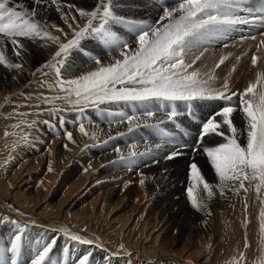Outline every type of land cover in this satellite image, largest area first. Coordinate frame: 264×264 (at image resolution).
<instances>
[{
	"label": "bare ground",
	"instance_id": "bare-ground-1",
	"mask_svg": "<svg viewBox=\"0 0 264 264\" xmlns=\"http://www.w3.org/2000/svg\"><path fill=\"white\" fill-rule=\"evenodd\" d=\"M15 2L25 3L30 9L33 7L32 0H15ZM59 2L62 6V10L69 14V23L72 22L71 24L73 26L76 25L74 24L75 21L73 22L71 18L75 16L76 22L83 24L84 21L79 17L78 12H76L74 8L69 9L67 7L69 4L68 0H59ZM119 2L122 4L121 1ZM164 2L168 3V5H174L177 0H164ZM170 2H172V4H170ZM76 3L91 8L94 7L96 2L95 0H74L75 5ZM128 3L127 1L125 4ZM133 3L141 5V10L135 11L136 18H149L152 21L158 20L159 16L162 15V7L165 5L162 0H159V3H157L156 0H136V2ZM37 11L38 15L36 19L41 25H46L45 31L54 36H59L64 43L72 39V37L69 36L71 30L68 24L61 18L60 12L56 10L55 5L49 3L44 6H37ZM115 11L117 14L123 16H126L128 13L124 8L122 9V7L116 8ZM51 24L58 25L67 36L65 37L61 32L53 31L50 27ZM232 28L226 33L218 35L219 39L223 42L224 39L225 42L252 41V37H255V40H258V37L264 40V34L234 38L231 33ZM118 30L123 37L131 39L123 27H120ZM21 42L28 49V52L23 54V61L17 59L11 52L10 44L6 45L5 53H7L12 62H23V71L18 72L15 69L8 70L0 66V70L5 72L4 78H1V81L10 89V94L12 93V95L15 91L18 92L23 88L26 89L37 75V64H34L32 53L35 54L34 56L37 59L41 60L43 65L45 62L51 61L52 56L58 50V45L53 44L46 38L42 39L40 42H32L21 38ZM41 45L44 46L42 47ZM217 51L218 50H216V52ZM196 54H199V52H196ZM204 54L210 53L205 50ZM94 57H98L102 64L108 65L114 62L115 58L119 57V53L111 52L108 49L104 50L94 41H82L81 49L72 53L71 60L65 67V78H78V76L86 72L96 70L98 65L93 62ZM188 59L190 61L192 57L189 56ZM206 61V59L201 58L196 62V66L198 67V65L203 64L205 68ZM244 68L239 67L234 73H230L228 66H223L220 71L216 70V79L211 82V87L222 90L223 84L225 80H227L230 92L237 94L242 93L250 82L257 79V73L263 72L264 62L260 66H252L249 69ZM34 72L35 75L32 74ZM229 103L238 109L233 113L231 119L238 128L243 129L245 126V119L243 112L239 110L240 105L238 96H234L231 102L226 100H197L193 102L177 101L171 103L154 100L146 102L145 104L114 103V117L119 113H124L125 115L135 113L139 116L145 110H151L156 112V117L152 119H142L146 120L148 124H158L159 126L145 127L142 123L140 127H135L132 132L128 131L127 123H117L115 121L107 125L97 123L96 126H92L94 130L96 129L100 133L106 134V136H113L114 132L116 136H114V146L120 149L118 155L123 154L127 156L131 150H135L139 153H145L150 150L147 155L138 156L135 159V163H138L142 167L144 182L153 198V203L151 204L152 211L145 215L146 217L142 226H155L158 219L157 214L168 220L167 223L180 234L182 250L178 255H175L174 251H170L169 253L168 242L166 243L164 240H161L159 235L154 237V239L151 238L148 240V238H146L143 241H137V247H130L128 242L127 246L129 249L126 251H115L114 248L111 249L109 245L103 242V240H108L115 235H110V229L119 228L122 234H124L125 231L131 227L136 217L142 213L140 206L145 203H141L139 195L134 194V196L127 197L130 183L126 182V180L121 189V195L119 197L115 195L114 198L109 199V202H107V200L108 197L111 196V193L105 190L104 192H100L92 203H88L84 200L82 202L83 206L81 205L82 207L79 206V204L77 205L76 202L72 204V200L75 199L74 196L78 194L77 192L81 190L82 193L84 192L87 194L90 191L87 190V186L95 182L94 176L96 174L109 173L104 175V178H101V180L105 182V186H108L109 183L115 186V181L126 178V172H122L120 165L114 160L115 158L112 159L110 154L106 153L107 149L105 148V150L97 149L95 156L92 157L91 160L89 158L90 161L87 159L86 162L80 164V166H75L71 171V175L74 178L72 190L65 192L61 201L56 203H54V201L49 202L48 200L53 194L52 190H54L55 187L59 188L58 186L61 187L64 185V182L63 185L61 181L58 182V176H53L49 184L47 185L46 183L44 185H47V187H44L43 190L42 187L39 188L38 185H35V181L32 182L26 179H19L20 175L15 179L16 186L12 191L4 187L5 185L0 177V211L2 214L6 212L9 214L10 211L7 206L10 204L15 205L17 209L11 214L20 221L19 226L14 229L0 225V259L5 260L7 264H11L12 253L9 251L11 243L16 235L22 234L21 250L16 257L17 264H31L36 249L52 239L56 240L55 247L50 254L53 264H78V260L89 252L91 253L90 264H156L157 259L162 262L169 259V261L173 260L177 264H221L217 261V259H219L218 252L214 258L208 253V245H215L216 231L224 228L219 218H217L218 212L224 210L228 205V200L236 196V194L226 190L225 195L222 197L219 195V190L215 189L216 194L214 198L210 201H206L207 207L202 211H195L192 208L193 210H188L184 213L181 212L180 214H178L179 209L172 206L173 202H169V196L175 193L177 196L182 197V199H188L186 190L191 183L189 179L190 164L193 162L197 163L201 168L207 181L213 185L218 183V178L215 176L214 170L211 168L206 156L203 155L202 149L205 146H217L219 143L225 141L222 137H205L203 143H201L198 137L202 122L206 121V119L214 113L222 110V108ZM174 107L176 109H174ZM172 110H176L178 116L174 121H169L167 119V113ZM102 111L113 112V107L107 105L102 108ZM91 118L93 120L94 117L91 116ZM120 119L121 117L118 115V119L116 118V120ZM217 119H219V117H217ZM161 120L164 122L159 123ZM133 124L135 125L136 122L134 121ZM155 128H158L159 132L157 134L152 132V129ZM78 135L81 136L82 134ZM165 140L172 141V143H164ZM40 142L46 143V145L50 144L52 151L55 152L52 156L64 159V165L66 167L72 165L70 162L75 159L76 153H78V151L72 153L67 151L65 146L62 145V141L59 137L51 140L44 139ZM156 143H162L163 147L157 149L155 147ZM133 144L136 145L135 149L131 148ZM174 146H182L181 152L183 154L178 155L173 160H166L165 156L174 149ZM67 147L69 149V144ZM38 148L42 147L39 146ZM75 148H77L76 145ZM155 161L159 162L157 163ZM21 183L23 184L20 185ZM92 187L96 188L98 186L94 183ZM99 188L101 187H98V189ZM61 190H65V188L61 187ZM115 192L116 188L114 187V193ZM242 195H245L243 199H245L246 196L248 197L250 209L243 211L244 207H242V214L240 215H242L243 220L237 221L239 220L237 219L235 220L236 222H232L233 224L229 225V227L231 230L234 228L247 229L255 235V233L260 230L261 225L256 217L260 206L264 207V189H262L259 194H257L254 188L248 192L242 190L236 197L242 198ZM134 197L135 203L133 212L130 211L125 217L121 216L122 213L119 216V211L124 207L127 200ZM60 205H63L65 209H67L63 212L61 217L60 214H56L52 211H56ZM113 209L114 218H110L109 214L112 213ZM69 213H72L77 218L76 228L70 226L68 222ZM245 213L248 218L245 217ZM237 215L238 213L236 212V216ZM104 223L108 224V230H106L107 228ZM61 229L66 230L67 234L65 231H61ZM21 230H23L22 233ZM70 234L80 235L85 239L93 240L94 243L90 245L80 244L79 242L71 240ZM197 238H199V240ZM207 239L209 241L208 243H206ZM116 240V238L113 239L112 243H117L118 240ZM234 241L233 237L229 242L230 251L233 247L235 248L233 244L235 243ZM203 242H205L204 245H201ZM218 242H220V239ZM149 250H151V252ZM145 251L148 252V254L146 253L147 255L143 254Z\"/></svg>",
	"mask_w": 264,
	"mask_h": 264
},
{
	"label": "snow or ice",
	"instance_id": "snow-or-ice-1",
	"mask_svg": "<svg viewBox=\"0 0 264 264\" xmlns=\"http://www.w3.org/2000/svg\"><path fill=\"white\" fill-rule=\"evenodd\" d=\"M156 2L159 3V0ZM246 2L247 0H177L174 5L165 3L162 15L155 22L117 14L115 9L121 7L119 0H96L91 10L68 4L67 7L75 8L84 21L83 24L77 23L73 28L69 23V14L62 10L59 0H33L31 9L25 3L15 0H0V66L8 70L23 71V62L15 63L5 56V47L10 44L11 52L23 61V54L28 52V49L21 42V38L32 42H36L37 38H46L57 44L58 50L52 60L45 62L36 71H41L42 68L54 69L60 91L66 95L45 98V101L63 99L70 105L81 106V112L89 105L98 106L105 103L145 104L154 100L171 103L197 100L231 102L234 96H238L239 110L243 112L245 119L243 129L238 128L231 119L233 113L238 110L231 103L201 124L198 137L201 143L205 137H222L225 141L217 146H205L202 149L218 178L217 184L213 185L206 180L197 163L190 164L191 183L186 190L187 198L194 209L202 211L207 207L206 201L214 198L215 189L219 190L222 197L226 190L239 194L240 190L248 192L254 188L259 194L264 189V72H258L257 79L250 82L242 93L237 94L230 92L227 80L222 90L211 87V82L216 79L215 69H219L227 57H221L211 72H202L194 67L204 55V51L200 49L209 38L224 34L234 26L251 22L249 18L238 14L244 11L241 5ZM49 3L56 6L61 18L72 29V39L67 43L62 42L59 36L45 31L46 25H41L36 19L37 6ZM258 11L264 12V0H261ZM71 18L76 20L75 16ZM52 27L64 34L63 29L55 24ZM120 27L126 30L131 39H125L120 34ZM85 40L95 41L111 52H118L119 57L108 65L102 64L98 57H94L93 62L98 65L96 70L75 79L64 80L61 70L64 68L67 53L70 49H81V42ZM260 44L264 45V40H261ZM196 51H199V54H196ZM189 56L192 57L190 61ZM257 60L256 56H252L253 66L257 65ZM32 74L35 75V72ZM118 115L121 119L117 123H127L129 132L135 127H140L142 123L145 127L159 126L148 124L142 119L156 117V112L151 110H145L139 116L135 113ZM177 116L178 112L175 110L167 113L169 121H174ZM79 131L85 136L88 135L83 122L79 125ZM7 135L8 133H5V136ZM66 136L72 141L71 132H67ZM92 138H95V134ZM22 139L27 141L28 137L23 136ZM164 143L172 141L165 140ZM155 147L160 149L163 144L156 143ZM181 147L174 146L165 159L173 160L183 154ZM131 148L135 149L136 145H131ZM116 151L120 153L119 148ZM148 151L139 153L131 150L127 156L120 154L119 162L126 163L130 168L138 156L147 155ZM140 183L143 184L144 180ZM245 207L247 208V203ZM260 218V231L264 239V209L260 212ZM61 231L66 232L64 229ZM70 239L80 244L94 243L93 240L77 234H70ZM21 241L22 234L16 235L11 243V264H17L16 257L21 250ZM55 244L56 240L52 239L38 247L31 264H53L50 254ZM249 246L245 237V249ZM120 248L123 250V245ZM90 256V252L83 255L78 264H90ZM245 260V253L241 252L239 257L233 258L229 264H242ZM0 264L7 262L0 259Z\"/></svg>",
	"mask_w": 264,
	"mask_h": 264
},
{
	"label": "rangeland",
	"instance_id": "rangeland-1",
	"mask_svg": "<svg viewBox=\"0 0 264 264\" xmlns=\"http://www.w3.org/2000/svg\"><path fill=\"white\" fill-rule=\"evenodd\" d=\"M119 1L122 2L121 4L122 9L124 8L128 12L126 17L133 19H145L150 22H155L150 20L149 18L135 17V11L141 10L140 4L133 3L136 2V0H119ZM127 1L129 2L128 3L129 5L125 4ZM162 2L166 3L164 2V0H162ZM68 3L74 5L77 8H83L85 10H91L93 8V7L91 8L85 7L79 3H76L75 5L74 0H68ZM170 4H172V2H170ZM74 24H77L76 20ZM52 25L53 24L50 25L51 29L55 32H58L56 28L52 27ZM56 26L59 27L58 25ZM74 27H76V25H74L73 28ZM70 30L71 31L69 33L70 34L69 36L72 37L73 34L71 33L72 29ZM261 34L263 35L264 33ZM258 38H259L258 40H255L256 39L255 38L253 40L250 39L252 41H242V42H225L224 39L223 42L222 40L219 39L218 35L213 36L210 39H208L206 41V44L204 43L202 45V48L200 49L203 51L207 50L210 53V54H204L202 56V58L207 60L205 62L206 67L204 68L203 64L198 65V67L195 65V67L200 69L202 72H211L214 69L215 64L219 61L221 57H227L224 64L221 65L219 69H215V71L216 70L220 71L223 66L224 67L228 66L230 69V73L231 72L234 73L236 69H239V67H243V68L245 67L244 69H249L250 67H252L253 66L251 63L252 56H256L258 58L257 65L260 66L264 62V45L260 44L261 38L260 37ZM36 41L40 42L42 41V39L37 38ZM96 44L99 45L100 48L106 50V48L102 47L99 43ZM258 48L259 50H257ZM77 50L78 49L75 48L72 50L70 49L69 52L67 53V58L64 63V68L61 70L62 78L64 80H69L65 78L66 76L65 67L71 60L72 53L76 52ZM216 50L218 51L216 52ZM34 55L35 54L32 53L34 64H37V68H39L42 65V62L40 59H37ZM5 56L6 59L10 60L7 53H5ZM233 68H235V71H233ZM263 72H264V68H263ZM4 73L5 72L3 70H0V177L5 185L4 187L7 188L9 191L14 190V187L16 186L15 179L21 175L19 179H26L32 182L35 181L36 183L35 185H38L39 188L42 187V189L44 190V187H47V185L51 181L50 179L53 176H58V182L61 181L62 185L64 182L63 185L64 187L63 186L61 187L65 188V190H61L60 186H58L59 188L55 187L54 190H52L53 194L50 196V199L48 201L49 202L54 201V203L59 202L61 201L62 196L65 192L72 190L74 178L71 175V171L75 168V166L76 167L78 165L80 166V164L85 163L87 159L89 160V158L91 160V158L95 156V152L97 151V149L105 150L106 148L107 149L106 153L110 154L112 159L115 158L114 160H116V162L120 165L122 172L123 171L124 173L126 172L125 173L126 178L115 181L116 182L115 186L114 184H110V183L108 184V186H105L106 184L103 180H101V178H104V175H107L109 173H104L99 175L96 174L94 176L95 182L87 186V190H90L87 194L90 195H87L84 192L82 193L80 190L79 192H77L78 194L75 195L76 197L74 196L75 199L73 198L74 200H72V204L76 202L77 205L79 204V206H81L84 200H86V202L88 203L89 202L92 203L95 200V198L98 196V194H100V192H104L105 190H108L111 193L110 194L111 196H109L107 200V202H109V199L114 198L115 195L118 197L121 195V189L125 184V180H126V182L130 183V185L128 186L129 191L127 197H131L134 196V194H136L140 196L141 203H145L144 205L140 206L142 213H140L136 217L134 222H132L131 227L128 228L127 229L128 231L126 230L124 234H122L119 228L113 230L110 229V235H114V234L115 235L108 240H103V242L109 245L111 249L114 248L115 251H126L129 249L127 246L128 242L130 247L133 246L137 247L136 245L137 241H143L146 238H148V240H150L151 238L154 239V237H157L159 235L161 237V240H164L166 243L168 242L167 244L169 247L168 248L169 253L170 251H174L175 255H178L182 250L181 247L182 245L180 243L181 242L180 234L176 230H174V228H172L170 224L167 223L168 220L157 214L158 219L155 226L152 225L148 227H144V225L142 226V224L144 223V219L146 217L145 215L152 211L151 204L153 203L152 201L153 198L151 197V193L148 187L146 186L145 182L143 184L140 183L141 180H144L142 167L138 163L134 162L132 166L129 168V166L126 163L119 162L120 155H118L119 153L116 151L117 147L114 146V136H115L114 132H113V136H106V134L104 135L99 131H97L96 129L94 130L92 128V126L93 125L96 126L97 123L107 125L114 123V121L115 122L119 121L116 120V118L118 119V115L114 117V103H105V104H100L98 106L89 105L84 108L83 112H81L80 110L81 106L70 105L63 99L46 102L45 98H54L57 96L63 97L66 95L64 92L60 91V86L58 85V79L55 70L52 68H42L41 71L37 72L34 81L26 89L23 88L18 92L15 91V93H13L12 95V93L10 94L11 92L10 89L6 86L5 83H2L1 81V78H4ZM74 99L75 97H73V100ZM107 105L113 107V112L102 111V108H104ZM174 109L176 108L174 107ZM109 113H112V115H109ZM91 116L94 117L93 120ZM81 122H83L85 131L88 133L87 136H85L79 131V125ZM28 125H31V127H29ZM67 132H71L72 141H67L68 140L66 136ZM73 132H74V136L76 137L73 136ZM152 132L154 134H157L159 132L158 128L152 129ZM5 133H8V135L5 136ZM78 134L80 135L82 134V135L79 136ZM93 134H95L94 139L92 138ZM101 134L104 136H102ZM23 136L28 137L27 141L22 139ZM58 137L61 139L62 145L68 146L69 144V149L68 147H65L67 151L71 153L74 151L75 152L78 151V153H76L75 159H73L70 162L72 165H69V167H66L64 165L65 160L61 159V157L59 158L52 156L55 154V152L52 151L50 144L46 145V143L40 142L43 141L44 139L51 140L53 138H58ZM75 145L77 148H75ZM39 146L42 148H38ZM49 169H51V171ZM46 183L47 185L44 186ZM94 183L96 184V186L101 188L98 189V187L96 188L92 187ZM22 184L23 183H21L20 185ZM114 187L116 188L115 193H114ZM241 191L242 190H240L239 193ZM84 195L86 196V198ZM236 196H238V194H236ZM236 196H233L230 200H228L227 207L224 210L218 212L217 214V218H219V220L221 221V225H223L224 228H221L220 230L216 231L217 234L215 238L216 240L214 242L215 245L214 246H211L210 244L208 245L209 247L208 253L212 256V258H214V256L218 252L219 259H217V261L220 262L221 264H229V262L232 261L233 258H238L241 252L245 253L246 256V260L243 261L242 264H262V262H264V239H262L261 231L260 230L257 231V233H255L254 235L251 231L247 229L243 230V229L234 228L233 230H231V228L229 227V225L233 224L232 222L234 223L236 222L235 220L237 219H239L237 221L243 220L242 215H240L242 214V209H241L242 207H244L243 211L244 210L247 211L250 209L249 199L247 196L245 197V199H243L245 195H242V198ZM169 198H170L169 202H173L172 206L179 209L178 214H180L181 212L184 213L185 211L194 209L191 206V203L188 199L186 198L182 199V197L177 196L175 193H172L169 196ZM134 203H135V197L128 199L124 207L120 209L119 216L122 213L123 215L121 214V216L125 217L130 211L133 212ZM246 203H247V208L245 207ZM7 207L8 210L10 211L9 214L7 212L2 214L0 211V225L3 227L14 229L18 227L20 224V221H18L11 214L12 212L16 211L17 207L11 204ZM262 209H264V207L260 206L256 217L257 220L260 221V223L258 222L259 224H261L260 212ZM65 210L67 209H65L63 205H60V207H58L56 211L55 210L52 211L55 212L56 214H60L61 217L63 215V212H65ZM194 210L196 211V209ZM236 212L238 213L237 216H236ZM110 214L109 217L114 218V209ZM245 217L248 218L247 214ZM68 219L70 226L76 228L77 218L72 213H69ZM13 221L16 223H13ZM107 223L106 224L104 223L105 227L107 228L106 230L109 229L108 228L109 223L108 224ZM233 237L235 240L234 241L235 243H233L235 245V248L233 247L232 250L230 251L229 242ZM245 237L247 238V242L250 245L247 249H245L244 247ZM115 238L118 240V241L116 240L117 243H112L113 242L112 240ZM197 239L199 240V238ZM219 239L220 242H218ZM208 242L209 241L207 239L206 243ZM204 243L205 242H203V244L201 245H204ZM120 245H123V250L120 248ZM149 251L151 252V250ZM146 253L148 254V252L146 251L143 254L147 255ZM156 264H177V263L173 260L169 261V259H167L164 262L157 259Z\"/></svg>",
	"mask_w": 264,
	"mask_h": 264
}]
</instances>
